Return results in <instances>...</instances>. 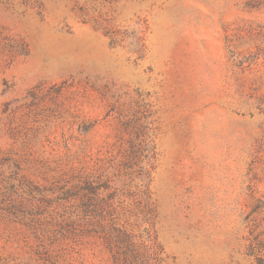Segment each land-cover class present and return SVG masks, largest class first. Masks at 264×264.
Instances as JSON below:
<instances>
[{"label": "rangeland", "instance_id": "rangeland-1", "mask_svg": "<svg viewBox=\"0 0 264 264\" xmlns=\"http://www.w3.org/2000/svg\"><path fill=\"white\" fill-rule=\"evenodd\" d=\"M0 264H264V0H0Z\"/></svg>", "mask_w": 264, "mask_h": 264}]
</instances>
